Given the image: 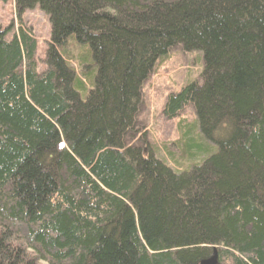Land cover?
I'll return each mask as SVG.
<instances>
[{"label":"trees","instance_id":"trees-1","mask_svg":"<svg viewBox=\"0 0 264 264\" xmlns=\"http://www.w3.org/2000/svg\"><path fill=\"white\" fill-rule=\"evenodd\" d=\"M12 2L17 27L0 31V264H200L214 249L219 264H264V0ZM35 8L50 26L42 57L23 24ZM179 45L203 63L160 114L195 113L183 173L145 130L134 137L141 87Z\"/></svg>","mask_w":264,"mask_h":264},{"label":"rangeland","instance_id":"rangeland-1","mask_svg":"<svg viewBox=\"0 0 264 264\" xmlns=\"http://www.w3.org/2000/svg\"><path fill=\"white\" fill-rule=\"evenodd\" d=\"M15 23L12 0L0 2V31H6L11 26L8 34L10 37L17 27ZM23 24L34 34L40 57H42L50 38L47 17L35 8L24 13ZM202 64V55L199 51H185L180 45L176 46L155 63L149 78L141 87V103L135 123L138 131H135L134 137L138 138L140 131L145 130L146 139L152 147L150 150H155L158 159L175 172L183 173L194 165L190 162L194 156L192 149H188L185 144L195 139L192 136L199 135L197 119L191 107L172 120L162 118L161 109L169 93L176 92L187 84L200 81ZM199 142L202 146H206L207 150L211 149L207 142ZM202 153L204 151L196 154L201 159L198 162H202L211 155L208 152L204 155Z\"/></svg>","mask_w":264,"mask_h":264},{"label":"water","instance_id":"water-1","mask_svg":"<svg viewBox=\"0 0 264 264\" xmlns=\"http://www.w3.org/2000/svg\"><path fill=\"white\" fill-rule=\"evenodd\" d=\"M200 264H219L216 250H213V256L200 262Z\"/></svg>","mask_w":264,"mask_h":264},{"label":"bare ground","instance_id":"bare-ground-1","mask_svg":"<svg viewBox=\"0 0 264 264\" xmlns=\"http://www.w3.org/2000/svg\"><path fill=\"white\" fill-rule=\"evenodd\" d=\"M214 250H216V249H214ZM216 253H217V251H216ZM212 256H213V254H212ZM212 256H211V257H212ZM217 257H218V255H217Z\"/></svg>","mask_w":264,"mask_h":264}]
</instances>
